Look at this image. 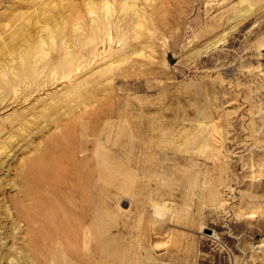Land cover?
<instances>
[{
    "label": "rangeland",
    "instance_id": "374dc122",
    "mask_svg": "<svg viewBox=\"0 0 264 264\" xmlns=\"http://www.w3.org/2000/svg\"><path fill=\"white\" fill-rule=\"evenodd\" d=\"M0 264H264V0H0Z\"/></svg>",
    "mask_w": 264,
    "mask_h": 264
},
{
    "label": "bare ground",
    "instance_id": "6f19581e",
    "mask_svg": "<svg viewBox=\"0 0 264 264\" xmlns=\"http://www.w3.org/2000/svg\"><path fill=\"white\" fill-rule=\"evenodd\" d=\"M209 237H210V235H209Z\"/></svg>",
    "mask_w": 264,
    "mask_h": 264
}]
</instances>
